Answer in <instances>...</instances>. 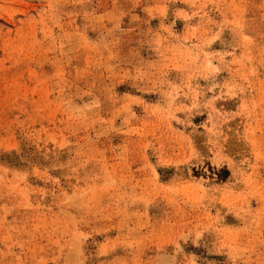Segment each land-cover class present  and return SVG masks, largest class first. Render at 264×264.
I'll list each match as a JSON object with an SVG mask.
<instances>
[{"label":"rangeland","instance_id":"1","mask_svg":"<svg viewBox=\"0 0 264 264\" xmlns=\"http://www.w3.org/2000/svg\"><path fill=\"white\" fill-rule=\"evenodd\" d=\"M0 264H264V0H0Z\"/></svg>","mask_w":264,"mask_h":264}]
</instances>
